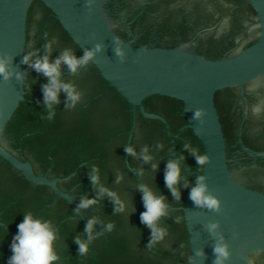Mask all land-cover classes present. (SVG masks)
I'll return each mask as SVG.
<instances>
[{"label":"flooded vegetation","instance_id":"obj_1","mask_svg":"<svg viewBox=\"0 0 264 264\" xmlns=\"http://www.w3.org/2000/svg\"><path fill=\"white\" fill-rule=\"evenodd\" d=\"M104 1L103 10L106 16L113 20V29L125 40H133V43L139 46L169 47L189 44L203 31L216 24L210 21L206 9L203 12V9L193 3L189 6L186 0L183 5L168 8L175 12L162 17V21L155 27L149 22L150 18L156 14L164 16L169 10L162 12L154 5L156 2H148L138 7L122 22L121 27L115 28L117 2L123 3L127 0ZM243 1L252 12L246 1ZM41 8L46 14L37 26L38 54L42 55L45 51L44 45L52 41L53 59L69 46L68 42L77 57L83 56L39 0H33L28 11L26 41L28 42L32 29L33 12ZM143 21L146 23L143 24ZM138 25H142L139 32L136 31ZM165 35L173 40L161 43V37ZM228 51L229 47L212 53L196 48L197 53L211 59L228 54ZM35 58L33 56V60ZM61 79L73 83L81 93V98L74 106H69L66 94L60 92L59 102L49 108L43 93V86L48 82V78L24 63L25 100L20 101L1 132L0 146L17 160L28 162L35 175L55 179L58 189L73 197L75 207L86 223L94 217L97 223L93 226L92 233H87V225L69 201L49 186L27 180L19 169L0 156V264H7L17 224L27 212L51 220L56 227V247L60 259L54 264H190L187 253L188 237L179 207L183 205L188 189L196 182L201 165L185 145L197 149L200 154L202 150L192 132L184 127L186 121L181 114L180 102L159 95L143 100L145 111L163 117L169 124L171 134L167 133L165 124L160 120L144 117L136 109L135 126L129 146L135 148L137 155L133 156L127 152L125 160L132 121L130 105L107 84L90 61L76 73L70 72L67 66H62ZM221 95L227 114H233L229 121L235 135L234 150L238 151L242 158L252 161V157L240 150L237 142L241 125L243 142L257 151H264V145L259 144V136L250 131L252 98L245 92L244 99L232 88L216 92L215 104L226 139L225 117L220 108ZM157 99H162L167 104L165 106L170 108L171 112L169 115L155 105ZM259 101L263 102V99ZM50 112L53 113L51 118ZM141 122L147 127L156 128L159 138L148 154L155 159L162 171L153 169L150 165L139 164L143 160L140 155L142 144H148V141L144 140L146 133L143 139L137 135ZM230 150L227 143V155ZM180 155L184 156L183 176L188 182V187H184L181 181L177 186L180 190V199L177 200L165 185L163 171L169 160L177 159ZM255 161L264 164V157H256ZM93 168L98 169L100 184L116 192L126 202V211L117 212L116 205L109 196H98V189L90 178ZM118 177L123 178L117 182ZM127 180L132 182V190L139 195L135 201L130 199L133 191L129 194ZM138 184L147 185L151 189L164 188L170 193L171 198H166L168 215L161 217L157 224L173 233L177 230L180 242L176 250H168L164 239L154 247H149L151 229L141 221V213L145 208ZM252 187L264 190L262 186ZM85 197L98 199V203L88 208H79L81 200ZM108 224L113 225L111 230L107 229ZM77 237L89 243L86 254L80 253L76 243Z\"/></svg>","mask_w":264,"mask_h":264},{"label":"water","instance_id":"obj_2","mask_svg":"<svg viewBox=\"0 0 264 264\" xmlns=\"http://www.w3.org/2000/svg\"><path fill=\"white\" fill-rule=\"evenodd\" d=\"M32 1L0 0V56L10 57L11 70L22 74L19 79L15 75L7 80L0 76V134L20 101L25 100L23 59L36 52L39 44L37 26L46 14L42 8L33 12L32 29L26 41V20ZM39 1L82 55L86 50L101 46L90 62L107 84L130 105L132 121L127 147L135 126L136 109L144 117L160 120L165 124L167 133L171 134L169 124L163 117L145 111L143 100L146 97L159 95L180 102L181 114L186 121L184 127L192 132L202 155L208 158L201 165L198 177L206 178L209 192L220 201L218 210L197 206L189 197L195 182L179 207L188 237L187 253L191 264H215L214 247L221 238L230 253L225 264H264V190L252 187H264V164L255 161L256 157H264V151H257L243 142L240 125L237 142L240 150L253 160L247 161L239 156V152L234 150L235 135L229 121L233 114H227L221 95L220 108L225 117L226 139L215 104V94L220 90L236 89L244 99L247 92L252 98L250 131L259 136V144L264 145V0H245L252 12L243 0H187L189 6L194 4L203 12L206 9L210 21L216 24L189 44L169 47L139 46L133 40H125L113 29V20L106 16L104 0ZM148 2H156L154 5L164 12L165 9L185 4L186 0L117 2L115 28L121 27L122 22L138 7ZM173 12L169 10L164 16L153 15L149 22L155 27L162 17ZM141 28L142 25L136 26V31L139 32ZM172 40L167 35L161 37V43ZM68 45L65 48L71 49L70 42ZM227 47L228 54L215 59L196 52V48L212 53ZM118 49L122 54L118 53ZM262 99L263 102L259 101ZM155 105L168 115L171 113L162 99H157ZM145 133L147 136L144 140L148 144L145 142L142 147L147 146L149 150L159 137L154 126L147 127L141 122L137 135L143 139ZM226 140L231 148L228 155ZM0 156L19 169L27 180L49 186L80 214L73 197L59 190L55 179L35 175L28 162L17 160L1 146ZM156 163L153 158L148 162L141 160L139 164L152 166ZM131 183L130 180L126 182L129 194L133 191ZM152 190L171 198L164 188ZM138 197L136 191L130 194L131 201ZM209 224L218 225L215 233L208 230ZM163 241L168 250H176L180 242L177 230L174 233L167 230ZM199 252L203 254L198 255Z\"/></svg>","mask_w":264,"mask_h":264},{"label":"clouds","instance_id":"obj_3","mask_svg":"<svg viewBox=\"0 0 264 264\" xmlns=\"http://www.w3.org/2000/svg\"><path fill=\"white\" fill-rule=\"evenodd\" d=\"M52 43V41H49L44 45L45 51L42 55H39V50H37V52L26 55L23 62L29 64L37 72L42 73L48 78V82L43 86V93L45 102L49 108H52L55 103L59 102L60 92L66 94V97L70 102L69 106H74L80 100L81 93L77 91V88L73 83L65 82L61 79L62 66H67L70 72L76 73L95 56L101 46L97 45L93 50H86L83 56L80 57H77L72 49L65 48L59 56L53 59ZM117 51L119 54H122L121 50L118 49ZM33 56L36 57L34 60ZM13 75L18 79L22 78L21 73H14L11 70L10 57L0 56V76H3V78L7 80ZM52 115L53 113L50 112L49 118H51ZM197 115H199V113H197ZM158 147H163V145H158ZM185 148L190 150L199 165H204L206 163L208 159L207 156L200 154L197 149L191 148L190 145H185ZM125 150L130 155H137L133 146H129ZM148 153L149 150L147 146H145L140 154L145 162L153 159ZM183 160V155H180L177 159L169 160L164 172L165 185L177 200L180 199V190L177 186L181 184V181H183L184 187H188V182L183 176ZM152 167L155 169L158 165L153 164ZM90 178L98 189L99 197L104 195L109 196L116 205L115 210L117 212L126 211V202L122 200L116 192L100 184L98 169L93 168ZM122 178L123 177H118L117 182ZM205 180L206 178L204 176L196 178V183L191 187L189 197L197 206L218 210L220 207V201L209 192ZM137 187L142 193V200L145 208V211L141 213V221L151 229L149 247H154L167 235V230L159 227L157 222L161 217L168 215L169 206L164 196L158 195L147 185L138 184ZM96 203H98V199H89L85 197L81 200L79 208H88ZM96 223L97 219L95 217L90 219L85 231L91 234L93 226ZM106 227L108 230H111L113 225L108 224ZM207 227L210 232L215 233L218 225L209 224ZM57 240L58 231L51 220L45 219L42 216L37 217L31 212H27L23 215L22 221L17 224V232L13 236L10 245L11 255L8 258L7 264H54V262L60 259L56 247ZM76 243L79 245V251L81 254H86L88 252V242L77 237ZM214 253L216 254L215 264H225L230 253L227 244L222 242V238L215 245ZM197 254L202 255L203 253L199 252Z\"/></svg>","mask_w":264,"mask_h":264},{"label":"trees","instance_id":"obj_4","mask_svg":"<svg viewBox=\"0 0 264 264\" xmlns=\"http://www.w3.org/2000/svg\"><path fill=\"white\" fill-rule=\"evenodd\" d=\"M201 148V147H200Z\"/></svg>","mask_w":264,"mask_h":264}]
</instances>
